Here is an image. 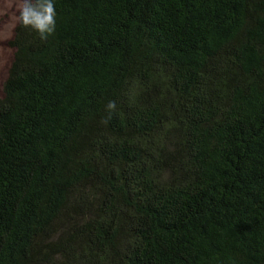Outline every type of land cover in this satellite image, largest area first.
<instances>
[{
	"label": "trees",
	"instance_id": "obj_1",
	"mask_svg": "<svg viewBox=\"0 0 264 264\" xmlns=\"http://www.w3.org/2000/svg\"><path fill=\"white\" fill-rule=\"evenodd\" d=\"M55 9L9 41L0 264H264V0Z\"/></svg>",
	"mask_w": 264,
	"mask_h": 264
},
{
	"label": "clouds",
	"instance_id": "obj_2",
	"mask_svg": "<svg viewBox=\"0 0 264 264\" xmlns=\"http://www.w3.org/2000/svg\"><path fill=\"white\" fill-rule=\"evenodd\" d=\"M16 20L22 28L46 39L56 28L55 0H20ZM107 108L113 109L114 104L109 102Z\"/></svg>",
	"mask_w": 264,
	"mask_h": 264
},
{
	"label": "rangeland",
	"instance_id": "obj_3",
	"mask_svg": "<svg viewBox=\"0 0 264 264\" xmlns=\"http://www.w3.org/2000/svg\"><path fill=\"white\" fill-rule=\"evenodd\" d=\"M19 2L20 0H0V97L12 61L13 50L9 46V41L17 24Z\"/></svg>",
	"mask_w": 264,
	"mask_h": 264
}]
</instances>
